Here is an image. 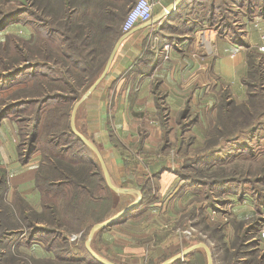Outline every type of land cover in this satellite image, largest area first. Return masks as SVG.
I'll list each match as a JSON object with an SVG mask.
<instances>
[{
    "label": "rangeland",
    "instance_id": "374dc122",
    "mask_svg": "<svg viewBox=\"0 0 264 264\" xmlns=\"http://www.w3.org/2000/svg\"><path fill=\"white\" fill-rule=\"evenodd\" d=\"M239 1L245 2L243 12L232 7L227 12V2L224 6L225 1L218 0V16L233 14L229 23L238 21L244 12L264 16V0ZM135 2L0 0V118L8 117L19 126L21 162L32 156L28 152L37 104L31 100L55 95L41 111V124L50 127V134L69 130L75 104L101 74L103 68L93 77L118 39L105 24H114L119 33H125L122 25ZM207 8L202 7L203 13ZM218 16L197 31L227 34L226 24L217 23ZM89 30L93 32L90 42L85 37ZM174 46L176 51V41ZM150 47L147 44L148 53ZM249 50L251 72L246 76L245 96L221 84L196 86L186 92L178 112H170L155 80L153 89L160 92L157 96L167 112L160 103L152 113L131 112L132 117L142 119L130 127L137 136L133 140L124 139L115 128V111L103 112L108 140L119 151L125 168L122 183L116 184H132L144 201L113 225L96 230L90 241L96 253L115 264H162L183 249L205 242L213 252V264H264V242L255 227L264 221V55ZM162 56L169 58L167 52ZM74 96L78 98H68ZM84 103L75 113L79 131L88 129V117L89 125L98 120ZM148 118L157 126L152 134H159L151 148L144 144ZM170 123L178 131L169 133ZM97 133H91L92 137ZM49 135H39L35 143L41 153L38 171L52 179L69 171L77 182L89 178L92 196L103 197L93 203L97 217L88 214L90 193L72 198L70 204L69 187L46 184L37 190L39 197L27 199L10 182L8 170L0 167V264H100L86 246L93 224L134 202L137 194L113 190V198L106 199L110 186L105 180L100 189L105 174L96 151L74 140L78 155H44L43 150L51 148ZM57 141L63 143V139ZM52 160L62 168L48 166ZM176 264H209V258L200 246Z\"/></svg>",
    "mask_w": 264,
    "mask_h": 264
},
{
    "label": "crops",
    "instance_id": "0c3cea01",
    "mask_svg": "<svg viewBox=\"0 0 264 264\" xmlns=\"http://www.w3.org/2000/svg\"><path fill=\"white\" fill-rule=\"evenodd\" d=\"M175 1L154 0L153 19L138 24L128 32H122L120 37L123 36V39L105 77L82 101L85 102L87 110L93 113L91 117L98 118V120L89 125L88 119L90 117H88L85 121L88 129L77 130L90 140L95 139V144H97L104 161L106 160L107 169L109 167L112 171L110 174L108 169L114 185L122 183L120 177H122L125 168L119 151L113 150L110 140H108L104 127L105 122L102 119L103 112L109 108L115 111L114 126L117 131L124 139H137L135 131H130V127L131 125L134 127L142 119L132 117L131 112L152 113L158 110L159 103L164 107V110L166 109V112L168 107L170 112H178L180 106L185 102L186 92L193 91L196 86H201L204 89L210 88L211 85L215 87L221 84V86H228L234 94L245 96L249 87L246 76L251 72L249 49L264 55V16L257 12L250 16L248 12H244L243 15L240 14V17L236 15L239 17H237L238 21L229 23L233 20L231 17L233 14L224 12L218 16L217 11L221 8L218 6V0H182L172 8L171 6ZM224 1V6L227 2V9H225L227 12L231 7L233 10L245 11L242 7L245 2L239 0ZM237 1L241 4L237 5ZM204 5L208 7L207 13H203L205 9L202 7ZM217 16L218 24L221 25V22L226 24L227 34L216 35L208 29L204 31L203 28L197 31L201 26L206 27L208 21L217 19ZM231 24L234 26H230ZM203 32H209V35L211 33L208 41L206 39L202 41ZM175 41L178 44L176 51L174 49ZM149 43H151V47L148 53L146 46ZM200 47L203 48L204 53L201 52ZM166 52L169 54V58H163L162 55H165ZM155 80L158 82V88L159 86L162 87L160 92L165 96L164 102L167 104L169 102L168 107H165L159 95L157 96L160 92L157 93L153 89L154 83L156 84ZM172 97L175 99H171ZM145 118L147 117L144 116ZM147 121L146 132L148 135L144 139V144L151 148V144L153 145L159 140V134H154L156 137L152 134L154 127L157 128L154 120L148 118ZM170 125L172 128H170L169 133L178 131L179 128L177 129L175 124L170 123ZM18 128L16 121L8 117L0 118V167L8 170L10 182L16 185L18 191L23 192L25 198H34V196L37 198L40 190L37 175L39 174L41 153L36 151L31 154L29 160L20 161L18 157L20 142ZM91 133H97L99 136L93 138ZM107 148L109 149L105 153L104 149ZM105 155H113V158L107 159ZM164 172L165 170L162 174ZM130 186L123 187L128 188V191L122 192L136 193L138 199L141 191L132 184ZM127 215L128 213L122 217Z\"/></svg>",
    "mask_w": 264,
    "mask_h": 264
},
{
    "label": "trees",
    "instance_id": "16d2710c",
    "mask_svg": "<svg viewBox=\"0 0 264 264\" xmlns=\"http://www.w3.org/2000/svg\"><path fill=\"white\" fill-rule=\"evenodd\" d=\"M103 10L105 12H107V9L105 7H103ZM92 25L93 24H90L89 28H92ZM105 25H106L105 29H111V31L115 34L116 38L117 37L119 38L121 36L122 32L119 33L115 29V25L114 24L113 25L105 24ZM96 29H97V27H96ZM92 33L93 32L89 30L87 32L86 36H85V37H87L86 40L88 42H90V38H92ZM109 54H110V52L107 53V57L104 58L103 61L101 62V66L97 70L94 71V74H93L94 76L93 77L97 76L98 73L102 70V68L104 67L105 62H106ZM55 97H56L55 95H44V97H42V98L36 97V98H33V101L31 100V102L36 103L37 106H36L35 114L33 116V123H32V126H31V143L29 145V152H28V154H30V155L33 154L34 152H36L37 149H39V148H36V146H35L36 140L38 138H40L39 135H44L46 137L47 135L50 134V127H47L46 125H44V124L42 125L41 124L42 123V113H41V111L47 105V103H49V101L51 99L55 98ZM68 98L70 100H76L78 97L74 96V97H68ZM22 103H25V102H22ZM55 119H56V117H54V119H52L51 127L54 125ZM46 133H47V135H46ZM236 137H238V135ZM47 139H48V143H50V145H51V148H50L51 150L49 149V147H48V150H46V151L43 150V154L44 155H78L77 154V150H74V144H73L74 140H78V141L80 140L83 143L87 144L73 130L72 125H70V129L69 130H61V131H58V132H54V133L50 134ZM57 139H63V143L57 141ZM60 164L61 163H59V162H58V164L54 163V160L47 162L48 166L53 165L54 166L53 168L56 167L57 169H61L62 168L63 165H60ZM70 174L72 175L71 171H69L67 175H66V173H63V177H61V178L52 179L49 176H45L42 171H39V174L37 175L39 187L41 189H43L42 187H44V185H46V184L48 186H58L59 188L60 187H63V188L69 187L68 193H69L70 204L72 202V198L75 199V198H78L79 196H84V198H85V195L82 194V193H85V194H87V193L89 194L90 193V196L87 197L88 200H89L88 207L91 208V209H88V214H89V216L91 218H92L93 215H95V219H96L97 213H96V211L92 210L94 208L93 207L94 206L93 203H95V202H97L99 200H103L102 199L103 197L102 196H96L94 198L92 196L91 191H90L91 188L89 187V184L91 183V181H90L89 178L85 179V177H83L80 182H77L76 179H73V178L70 177ZM90 178H92L91 174H90ZM105 180H106V178L105 179L104 178L101 179V184H100V186H101L100 189L101 190H103V188L105 187V186L104 187L102 186L103 185L102 182L105 181ZM72 187L74 188L73 191H72ZM110 188H108L109 189L108 191L110 193V197H107L106 199H112L113 198V194H112L113 189L112 188L110 189ZM143 201H144V199H143V196H142V201L141 202H143ZM45 205H46V207H49L48 204H45ZM95 219H94V221H95ZM97 222H101V221L97 220ZM97 222H95V223H97ZM261 224H262V221L260 223H257V225L255 226L257 228V232H258V229L261 226ZM106 227H108V226H106ZM106 227H104L103 229H105ZM103 229H99V230H103ZM197 248H199V247H197ZM197 248L191 250L189 253L186 254V256H189V255L193 254ZM89 253L91 254V257L93 259L98 261L100 264H104L101 261H99L97 258H95L90 251H89ZM179 260H181V259H176L171 264H176L177 262H179Z\"/></svg>",
    "mask_w": 264,
    "mask_h": 264
},
{
    "label": "water",
    "instance_id": "95a60500",
    "mask_svg": "<svg viewBox=\"0 0 264 264\" xmlns=\"http://www.w3.org/2000/svg\"><path fill=\"white\" fill-rule=\"evenodd\" d=\"M182 0H176L175 3L171 6L172 8H174L178 3H180ZM123 39V36L120 37V39L117 41V43L115 44L114 48L112 49L109 57H108V60L104 66V69L101 73V75L98 77V79L91 85V87L84 93V95L77 101V103L75 104V107H74V110H73V113H72V119H71V125H72V128L73 130L90 146L92 147L96 153L98 154L99 158H100V162L102 164V167H103V170H104V173H105V178H106V181L108 183V185L115 191H128V188H123V187H119V186H116L113 184L112 180H111V177H110V174H109V171L107 169V166L105 164V161L103 159V156L101 155V152L99 151V148L97 147V145L92 141L90 140L87 136H85L83 133L79 132L76 128V125H75V113L77 111V107L79 106V104L97 87V85L99 84V82L105 77L108 69H109V66L113 60V57L117 51V48L120 44V42L122 41ZM139 195L140 197L135 200L134 202L130 203L128 206H126L125 208H123L122 210H120L119 212H117L116 214L112 215L111 217L105 219L104 221H101V222H97L93 225V227L91 228V231H90V234H89V237L87 239V242H86V246L88 248V250L92 253V255L97 258L99 261H101L102 263L104 264H115L113 263L112 261L104 258L103 256H101L100 254L96 253L90 246V241L91 239L93 238V235L95 234L96 230L98 229H103L104 227L106 226H110V225H113L114 223H116L124 214H127L129 213L131 210H133L135 208V206H137L138 204L141 203L142 201V195H141V192H139ZM200 246H203L206 251H207V254H208V257H209V264H213V252L211 250V248L205 243V242H200V243H197L195 245H192L186 249H183L179 254L177 255H174L172 256L171 258L169 259H166L165 261H163L162 264H171L175 259L177 258H183L184 256H186L187 253H189L191 250L197 248V247H200Z\"/></svg>",
    "mask_w": 264,
    "mask_h": 264
},
{
    "label": "built area",
    "instance_id": "2783aa9c",
    "mask_svg": "<svg viewBox=\"0 0 264 264\" xmlns=\"http://www.w3.org/2000/svg\"><path fill=\"white\" fill-rule=\"evenodd\" d=\"M153 17H154V0H136V2L130 7V10L122 25V29L124 32H128L140 23H146L151 21ZM210 35L204 33L202 35V38L208 41V37ZM263 40H264V34H263ZM257 234L260 241L264 242V221L259 227Z\"/></svg>",
    "mask_w": 264,
    "mask_h": 264
},
{
    "label": "bare ground",
    "instance_id": "6f19581e",
    "mask_svg": "<svg viewBox=\"0 0 264 264\" xmlns=\"http://www.w3.org/2000/svg\"><path fill=\"white\" fill-rule=\"evenodd\" d=\"M125 215V214H124Z\"/></svg>",
    "mask_w": 264,
    "mask_h": 264
}]
</instances>
